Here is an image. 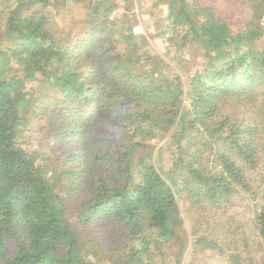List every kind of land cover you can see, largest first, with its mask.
Returning a JSON list of instances; mask_svg holds the SVG:
<instances>
[{"label":"trees","instance_id":"16d2710c","mask_svg":"<svg viewBox=\"0 0 264 264\" xmlns=\"http://www.w3.org/2000/svg\"><path fill=\"white\" fill-rule=\"evenodd\" d=\"M151 1L168 8L165 52L131 0H0V264H195L208 251L264 264V0H236L239 13ZM32 111L52 170L20 132ZM169 134L181 182L154 158ZM240 192L256 200L257 261L243 224L218 214Z\"/></svg>","mask_w":264,"mask_h":264},{"label":"rangeland","instance_id":"374dc122","mask_svg":"<svg viewBox=\"0 0 264 264\" xmlns=\"http://www.w3.org/2000/svg\"><path fill=\"white\" fill-rule=\"evenodd\" d=\"M133 2L132 11L130 13L131 16H135L139 25L140 30L150 39L153 46H155L160 52H165L168 48V38L172 34L171 24L168 19V8L165 5H161L160 7H156V3L152 2L151 0H131ZM207 2L209 0H206ZM212 4L219 6L222 4L221 11L225 10L224 6L228 7V10L233 11L237 10L239 13L240 5L236 4V0H210ZM125 10L119 8L118 10L114 11L109 18L111 20H115L123 13ZM236 13V12H235ZM244 13L249 14V8L244 9ZM243 14L236 16L240 20ZM64 24L69 25L70 16L67 13L65 17L63 16ZM76 29L75 31H78ZM187 53V52H186ZM188 54V53H187ZM186 54V56H187ZM2 65V64H1ZM7 66L12 67L14 70L10 69L8 73L14 75L15 72L21 73L23 72V65L18 63L16 59H10ZM200 66V64H199ZM197 62L191 65L192 68L187 69L185 75V81L189 83V79L193 72L198 70L199 68ZM27 91L33 94L34 96V88L33 84L28 83L26 85ZM24 137L30 140V143L33 147L35 157L38 159V163L47 169H51L54 166H57L55 162H53V153L50 150V146L47 144L46 141L42 139V132L40 130L39 125V118L36 114L32 112L27 115V120L25 126L22 127L20 131ZM173 131L171 132V134ZM170 134L167 135L165 138L156 139L151 142V144L155 147L154 149V158L156 164L158 165L159 169L163 172V174L167 178H174L178 182L182 181L183 172L179 169L175 168L174 162L175 159L173 158V154H175V150H173L170 146V142L168 140ZM53 171H51L52 173ZM54 173V172H53ZM184 198V194L181 193L178 197V201L182 210V213L186 219V229L188 233L191 235L193 228L195 226V220L197 218V212L191 211L189 216L185 215V206L181 198ZM259 201V200H258ZM256 200L253 196L249 195L246 192H240L236 196L233 197L230 203L226 205V207L219 211L218 214L223 219H227L228 217H235L238 221L243 224V229L245 231V235L250 237L249 245L247 247V253L257 261L260 257V247L256 243L257 240V231L252 224L253 218V210ZM195 212V213H192ZM246 240V237H245ZM15 245L14 243H10L9 254L10 256L14 253ZM93 264H109L108 262H96L95 259H92ZM190 260V256L185 255L184 262L188 264ZM184 264V263H183ZM195 264H229L227 256L219 255L217 252L208 251L207 255L204 257H199Z\"/></svg>","mask_w":264,"mask_h":264}]
</instances>
